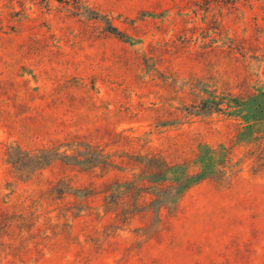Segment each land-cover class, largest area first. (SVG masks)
I'll use <instances>...</instances> for the list:
<instances>
[{
    "label": "rangeland",
    "instance_id": "374dc122",
    "mask_svg": "<svg viewBox=\"0 0 264 264\" xmlns=\"http://www.w3.org/2000/svg\"><path fill=\"white\" fill-rule=\"evenodd\" d=\"M0 264H264V0H0Z\"/></svg>",
    "mask_w": 264,
    "mask_h": 264
},
{
    "label": "trees",
    "instance_id": "16d2710c",
    "mask_svg": "<svg viewBox=\"0 0 264 264\" xmlns=\"http://www.w3.org/2000/svg\"><path fill=\"white\" fill-rule=\"evenodd\" d=\"M201 151H202V153H204L205 152V154H206V156H205V158H210V160L211 159H213V155H215L216 154V152H215V150L214 149H212V148H202L201 149ZM204 151V152H203ZM204 158V159H205ZM203 159V158H202ZM212 164H214V161H209V164H207V165H209L210 167L212 166ZM207 165H205V166H207ZM206 168L207 167H202V172L200 173V174H198V175H195V176H190V175H184L183 177H184V179L183 178H181V179H178V180H174V182L175 183H179V187H178V189H186V188H188L192 183H195L196 181H198V180H200V179H202V177H204L205 176V174H207V171H206ZM179 168H172V169H169V171L171 170V171H177ZM174 188H177V187H174Z\"/></svg>",
    "mask_w": 264,
    "mask_h": 264
}]
</instances>
